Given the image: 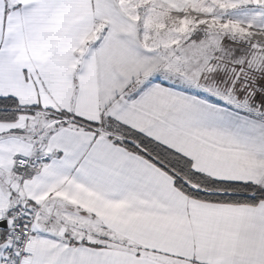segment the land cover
Wrapping results in <instances>:
<instances>
[{
    "label": "snow or ice",
    "instance_id": "6c2138e0",
    "mask_svg": "<svg viewBox=\"0 0 264 264\" xmlns=\"http://www.w3.org/2000/svg\"><path fill=\"white\" fill-rule=\"evenodd\" d=\"M0 264H264V0H0Z\"/></svg>",
    "mask_w": 264,
    "mask_h": 264
}]
</instances>
